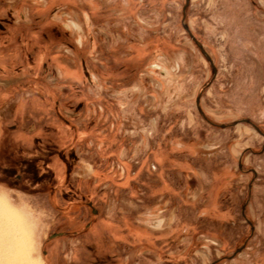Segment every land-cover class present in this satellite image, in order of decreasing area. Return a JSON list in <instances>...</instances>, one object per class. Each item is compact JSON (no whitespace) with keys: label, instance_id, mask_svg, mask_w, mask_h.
Masks as SVG:
<instances>
[{"label":"rangeland","instance_id":"1","mask_svg":"<svg viewBox=\"0 0 264 264\" xmlns=\"http://www.w3.org/2000/svg\"><path fill=\"white\" fill-rule=\"evenodd\" d=\"M0 199L32 264H264V0H0Z\"/></svg>","mask_w":264,"mask_h":264},{"label":"bare ground","instance_id":"2","mask_svg":"<svg viewBox=\"0 0 264 264\" xmlns=\"http://www.w3.org/2000/svg\"><path fill=\"white\" fill-rule=\"evenodd\" d=\"M22 219L0 199V261L3 264H32L28 256V239Z\"/></svg>","mask_w":264,"mask_h":264},{"label":"water","instance_id":"3","mask_svg":"<svg viewBox=\"0 0 264 264\" xmlns=\"http://www.w3.org/2000/svg\"><path fill=\"white\" fill-rule=\"evenodd\" d=\"M185 29L188 31V28L187 27H185ZM200 50H201V52L203 54L206 55V58H207V60H208V62L210 64V66L212 67V72H214V68L212 66V61H211L210 57L205 53V51L201 47H200ZM196 104L198 105V98L196 99ZM198 110H199V112H201V110H200L199 107H198ZM244 121L249 123V120H247V119H244ZM240 249L241 248L236 249L232 256L236 255L240 251Z\"/></svg>","mask_w":264,"mask_h":264},{"label":"flooded vegetation","instance_id":"4","mask_svg":"<svg viewBox=\"0 0 264 264\" xmlns=\"http://www.w3.org/2000/svg\"><path fill=\"white\" fill-rule=\"evenodd\" d=\"M57 234V233H56Z\"/></svg>","mask_w":264,"mask_h":264}]
</instances>
